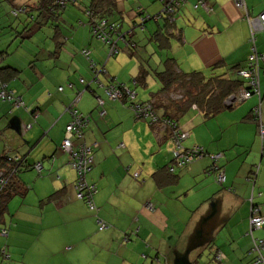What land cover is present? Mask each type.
Wrapping results in <instances>:
<instances>
[{
  "label": "crops",
  "instance_id": "0c3cea01",
  "mask_svg": "<svg viewBox=\"0 0 264 264\" xmlns=\"http://www.w3.org/2000/svg\"><path fill=\"white\" fill-rule=\"evenodd\" d=\"M83 1L89 7L92 0ZM203 1L207 8L194 7L197 0L181 2L169 29L164 28L161 17L141 27L140 40L146 45L140 49L143 61L137 69L124 55L111 60L98 38L83 40L81 49L88 48L92 60L104 66L105 74L100 76L104 83H124L134 90L142 86V92L135 91V101L151 99L160 88L154 70H162L167 59L180 72L226 74L243 80L241 88H245L247 80L237 75L241 68L236 69L247 65L252 47L244 11L232 0ZM120 2L114 0L112 12L102 11V15L124 30L142 6L126 17L127 9H121L125 5ZM245 5L251 16L264 10V0H245ZM161 7L160 0H150L146 10L154 13L147 14L154 17ZM80 21L90 32L87 22ZM254 38L253 47L264 53V30ZM66 48L62 51L69 57L64 58L66 63L59 59L61 51L49 55L56 66L58 62L63 66L40 75L33 63L28 64L22 70L26 76H22L21 67L2 64L6 53L0 51L4 54L0 66L17 71L5 83L22 97L25 106L21 110L0 100V157H23L28 163L14 175L22 193L10 196L1 217L0 229L6 228L7 235L0 234V249L4 247L8 254L1 263L251 264L252 241L247 233L251 193L253 203L264 214V146L251 109L260 106L264 119V62L259 70L260 96L252 94L208 117L194 105L178 113V125L188 133L181 142L183 148L199 145L207 153H220L217 165L225 174L221 184L214 173H208L207 155L168 172L174 148L169 128L135 117L129 101L110 100L103 87L90 82L89 92L83 91L76 105L89 119L83 139L78 141L96 142L85 177L95 186L94 208L90 209L75 195L77 173L69 166L60 143L71 118L65 107L84 88L78 79L88 82L92 72L81 53L72 46ZM140 68L146 71L145 84L134 83ZM96 96L103 100L101 105ZM157 110L158 115L176 112L170 106ZM99 111L104 114L100 116ZM13 116H23L25 125L30 123L29 128L24 126L25 136H17L9 128ZM38 162L43 167L40 173L33 168ZM257 166L252 183L249 176ZM99 220L105 228H98ZM253 234L264 238V227ZM217 253L223 255L221 260L215 258Z\"/></svg>",
  "mask_w": 264,
  "mask_h": 264
},
{
  "label": "built area",
  "instance_id": "2783aa9c",
  "mask_svg": "<svg viewBox=\"0 0 264 264\" xmlns=\"http://www.w3.org/2000/svg\"><path fill=\"white\" fill-rule=\"evenodd\" d=\"M162 2V7L160 12H168L173 14L176 8L184 0H160ZM234 5L244 11V17L248 22L250 30L249 40L252 43L251 53L249 60L245 68L237 70V74L242 76L247 80V87L240 88L237 93L232 94L228 100V104L236 103L250 97L252 94H257L260 96L259 89V70L260 64L264 62V53H259L253 47L254 35L258 31L264 30V10L260 11L257 15L251 16L245 5V0H232ZM203 6L206 7V3L203 0H197L194 7ZM93 15V14H92ZM92 18V17H91ZM154 19L160 18V13L153 17ZM144 18H141V21ZM93 26V33L101 39L104 43L108 45L107 56H113L118 52L117 42L121 41L125 46L129 45V39L126 38L128 33H131L132 28L126 29V31L120 32L117 37H113V33L117 31V23L109 21L107 19L103 20H91ZM81 53L89 62V67L92 72V80L90 82H96L98 86L103 87L104 93L110 100H127L129 101V107L133 111L134 116L141 119H146L150 124L158 121L157 116L154 114L149 103L135 101L136 92L134 89L127 87L124 83L119 82H109L101 80L100 76L105 74V69L103 65L98 66L90 57V51L88 49H82ZM1 61V58H0ZM84 82L83 79H80ZM89 82V83H90ZM89 85V84H88ZM61 89V87H59ZM81 92L78 91L73 99L66 105L65 110L69 112L71 118L66 124L64 129L63 139L60 143V147L68 155V164L76 171V179L74 182L75 195L79 199H83L90 209L94 208V203L92 201V195L95 192V186L93 184L87 183L85 177L87 172L91 168L92 164V154L93 149L96 146V142L91 144H86L83 141H78L83 138L84 129L89 121L87 115L80 112L76 105L80 99ZM98 104L101 105L103 100L97 97ZM0 99L10 102L12 107L19 108L23 110L25 108L23 99L20 95L15 94L12 90L8 89L7 84L0 80ZM103 111H99V115L102 116ZM251 117L255 120L259 127V139L261 145H264V119L261 117L260 106H255L251 109ZM163 125L171 126L173 129L171 131V139L174 143V148L172 150V156L175 160L177 166L185 165L194 159H197L206 154V150L202 146H193L190 148H183L181 142L188 136V133L182 130L179 126L174 125V123L162 122ZM30 123L25 125V128H29ZM264 154V152H262ZM212 160V169L216 171L217 181L223 182L225 179L224 172L217 168L216 160L219 158L220 153H210L208 154ZM9 160L15 161V166L12 171L6 175L0 170V189L8 181V178L16 172L19 168L22 159L18 156L9 157ZM33 168L40 173L42 170V165L40 162L33 164ZM173 170V167L169 168ZM258 166L256 167L257 172ZM256 172L251 174L249 180L254 183ZM250 213H249V228L247 233L251 237L252 245L250 248V253L253 254L251 264H264V254H262V249H264V238H259L254 236L253 232L261 227H264V214H261L260 207L258 204L253 203V195L251 193L249 198ZM99 228H105V223L98 221ZM0 234L2 236L7 235V229L1 228ZM8 254L4 247L0 249V264L3 259H6ZM223 255L217 253L215 258L221 260Z\"/></svg>",
  "mask_w": 264,
  "mask_h": 264
},
{
  "label": "trees",
  "instance_id": "16d2710c",
  "mask_svg": "<svg viewBox=\"0 0 264 264\" xmlns=\"http://www.w3.org/2000/svg\"><path fill=\"white\" fill-rule=\"evenodd\" d=\"M77 1L78 0H35V1H32L31 3H28V4L27 3L20 4L18 10L22 11L23 13H26V15L31 17V18L34 17L32 14L33 11L36 12L37 16H41V15L45 14L49 18H55L60 14L61 10L67 8L68 6L75 5L77 3ZM114 4H115L114 0H92L91 5L84 9V13L87 17L86 22L90 26L89 28H90V32H91L92 36L98 38L96 36V34L93 33V26H92L91 20L92 19H94V20L107 19V17L103 16L102 13L107 12V14H110V12H112V8H110V5H114ZM161 4H162V2H161ZM105 5H107L106 11L103 10V7ZM14 10L15 11H13V14H16L17 13L16 9H14ZM142 13H143L142 10H141V12L138 13L140 16V21L138 22L135 19L130 24V26L128 27V28H132L131 33H128L126 35V38L129 39L130 41H129L128 46H125V45L124 46L130 50H132L136 46V43L132 38L134 28H136L137 26L142 27L146 23L147 20H154L152 15L149 16L146 13V15L143 17ZM142 17L144 19L141 21ZM160 17H161V19H163V21L165 20L164 28L169 29V25L171 24L172 19H173L172 14L162 11V12H160ZM107 20H109V19H107ZM81 22L82 21H80L79 23L81 24ZM123 31H126V29L122 30L120 27V24H117V31L115 33H113V37H117L120 34V32H123ZM165 32H166V30H165ZM99 40H101V39H99ZM120 42L121 41H118L117 45ZM82 49H88V48H82ZM81 50H80V53H81ZM2 55H4L3 52H0V58H1L0 64L2 63V59H3ZM242 67L245 68L244 66H242ZM242 67H238L236 69H239ZM231 70H233V69H231ZM16 72L17 71L15 69H12L11 67H8V66H2L1 67L0 66V80L2 82H5L9 77H11L12 74H14ZM145 73H146L145 69L140 68V73H139V75H137L135 77L134 83L136 82V83L145 84V80H144ZM154 75L161 82L160 88L156 92L152 93L151 99L146 100V101H139V102H146V103L150 104L151 109L153 110L154 114L157 116V119H158L157 122L151 123V124H160V125L165 120L166 122L171 121V123H174V125L179 126L178 122H177L178 113L185 111L187 108H189L192 105H194L196 108L203 111L204 115H206L207 117L212 116L215 113L221 111L226 106L227 107L233 106L234 103L228 104L227 100L232 94L238 92V90L242 86V83L244 82L243 80H241L239 78H236V77L233 78V77L227 76L226 74L205 75L202 72L183 73V72H180L176 69V66L173 64V62L170 59H167L165 61L164 67L162 70H154ZM243 79H245V78H243ZM8 89H10V88L8 87ZM160 97H162V98L164 97L166 99V102H164L165 104L162 102V99ZM1 101H4V100H1ZM4 102H7V101H4ZM8 103H10V102H8ZM10 105H11V103H10ZM160 106H162L164 110L167 109L169 106L173 107L176 112L174 114H170V113L166 112L163 115H158L157 109ZM167 127L169 128V131L171 133L173 128L170 125ZM262 146H264V145H261V147ZM208 154H210V153L206 152L205 155H207L209 157ZM205 155H203V156H205ZM203 156H201V157H203ZM201 157H199V158H201ZM8 158L9 157L5 156V155H2L0 157V162L2 165L0 167V170L3 171L4 173H6V175H8L12 171L13 167L15 166V161L9 160ZM199 158H197V159H199ZM20 159H22V163L20 165H22L23 167L28 166L27 165L28 163H26V160H24L23 157H21ZM197 159H194L193 161H195ZM172 160L173 161H172L171 165L167 168L168 172H170V173H173L174 171L181 169L184 166L193 162V161H191V162L179 167L176 165L175 160L174 159H172ZM215 163L217 165V160ZM22 166L17 168L16 172H14L8 178V181L6 182V184L3 186V188L0 189V221H1V217L3 215V212L6 210L7 201L9 200L10 196L12 194H15V193H22L21 189L19 188V185L18 184L16 185L14 182V175L17 173L18 170H21ZM170 167H173V170H170L169 169ZM217 168L223 171V169L220 168L219 165H217ZM255 172H256V167L252 171L251 174H253ZM208 173H214L216 176V171L212 169V160L211 159H210V165H209ZM224 176H225V174H224ZM216 178H217V176H216ZM223 182H220V184ZM98 228H99V225H98ZM101 229H103V228H101Z\"/></svg>",
  "mask_w": 264,
  "mask_h": 264
},
{
  "label": "rangeland",
  "instance_id": "374dc122",
  "mask_svg": "<svg viewBox=\"0 0 264 264\" xmlns=\"http://www.w3.org/2000/svg\"><path fill=\"white\" fill-rule=\"evenodd\" d=\"M32 1L35 0H0V51L6 53L5 59L2 64L8 63L16 68L21 67L20 69L22 72V76H26V73L22 70L24 69L25 71L26 67H28L27 65L33 63V65L36 67V73L41 75L42 73H45L47 71L51 72L53 69L63 66L61 65V62H58L59 65H55V58H49L50 52H52L53 55H56L59 54L60 51L61 53L62 51L66 52V47L72 46L75 52L80 53L79 51L81 49L83 40L92 38L95 41H98L96 40V37L92 36V34L88 32V26L87 28H84L81 24H79V20H87V17L84 13L86 5L83 0H78L75 5L68 6L67 8L61 10L60 14L55 18H49L45 14L37 16L35 11L32 12L34 17L31 18L27 16L26 13L18 10L20 4H28ZM148 2H150V0H121L119 4L122 6L125 5L121 9H127V14L124 15L126 17L128 15V12H136V8L138 6H142V15L145 16L146 13H154L148 12L146 10ZM5 4L6 8H3ZM131 4H134V6L131 7ZM151 4L152 3H149V6ZM14 9H16V14H13V11H15ZM115 14L119 15V13L117 12H115ZM134 18H136L138 22L140 21V16L137 15V13H134ZM146 23L150 25L151 23H154V21L147 20ZM133 31L134 32L132 38L136 43L135 48L130 50L128 48H125L122 42H120L118 44V52L110 57V59L112 60L114 56L124 55V59L126 57L128 63L132 66L135 65V68L137 69V65L140 64L141 61H143V55L139 54L141 53L140 49L143 45H146V43L142 44L143 41L140 40L141 36L139 34L143 31L140 26L134 28ZM101 46L103 47V51L107 50L106 52H108V45L106 43H101ZM104 46L106 47V49ZM148 46L153 50L155 49L152 44H148ZM99 50L101 51V48ZM81 55L83 56L82 53ZM64 58L69 59L68 56L62 53V56L59 59L65 62ZM85 61L86 65L88 66V60ZM50 66L56 67H52L51 69H49ZM132 66L130 67V69L132 68ZM78 80L84 87L79 91L81 93L83 91L89 92L86 88H88V84L92 80V73L91 78L88 82H81L80 79ZM93 84L94 86H97L96 82H94ZM132 88H134V86ZM135 91L140 93L143 91V87L137 85ZM22 117L23 116H19L20 126L17 136L24 135V133L27 131L24 128L25 121ZM24 136L23 139L25 138ZM29 162H31V158H29Z\"/></svg>",
  "mask_w": 264,
  "mask_h": 264
},
{
  "label": "water",
  "instance_id": "95a60500",
  "mask_svg": "<svg viewBox=\"0 0 264 264\" xmlns=\"http://www.w3.org/2000/svg\"><path fill=\"white\" fill-rule=\"evenodd\" d=\"M150 19V18H149ZM152 19V18H151ZM19 118L18 116H13L9 119V128L14 130L15 132L19 133Z\"/></svg>",
  "mask_w": 264,
  "mask_h": 264
}]
</instances>
